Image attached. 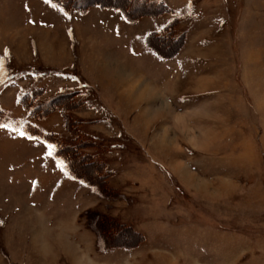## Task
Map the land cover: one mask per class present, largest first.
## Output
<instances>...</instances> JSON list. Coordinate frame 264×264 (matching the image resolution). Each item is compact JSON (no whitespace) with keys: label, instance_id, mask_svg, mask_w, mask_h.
Segmentation results:
<instances>
[{"label":"rangeland","instance_id":"obj_1","mask_svg":"<svg viewBox=\"0 0 264 264\" xmlns=\"http://www.w3.org/2000/svg\"><path fill=\"white\" fill-rule=\"evenodd\" d=\"M0 125V264H264V0H0Z\"/></svg>","mask_w":264,"mask_h":264},{"label":"bare ground","instance_id":"obj_2","mask_svg":"<svg viewBox=\"0 0 264 264\" xmlns=\"http://www.w3.org/2000/svg\"><path fill=\"white\" fill-rule=\"evenodd\" d=\"M152 95H155L156 96V91H154V93L152 94ZM41 231V230H40ZM44 230H42L41 232H39L38 231V234L36 235V236H39V237H42V234L44 233L43 232ZM43 239V238H42ZM46 245H44V244H40V249H39V251H41V252H45L46 251Z\"/></svg>","mask_w":264,"mask_h":264},{"label":"snow or ice","instance_id":"obj_3","mask_svg":"<svg viewBox=\"0 0 264 264\" xmlns=\"http://www.w3.org/2000/svg\"><path fill=\"white\" fill-rule=\"evenodd\" d=\"M45 2H46V3H48V2H49V0H45ZM0 127H4V125H0ZM20 135H21V136H23V135H24V133H23V132H21V133H20ZM47 147H48L49 149H52V148H53V146H52V145H48Z\"/></svg>","mask_w":264,"mask_h":264}]
</instances>
